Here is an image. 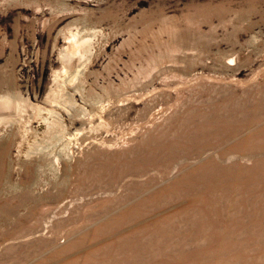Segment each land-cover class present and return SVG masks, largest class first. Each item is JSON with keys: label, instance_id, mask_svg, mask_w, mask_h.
Returning a JSON list of instances; mask_svg holds the SVG:
<instances>
[{"label": "rangeland", "instance_id": "374dc122", "mask_svg": "<svg viewBox=\"0 0 264 264\" xmlns=\"http://www.w3.org/2000/svg\"><path fill=\"white\" fill-rule=\"evenodd\" d=\"M0 264H264V0H0Z\"/></svg>", "mask_w": 264, "mask_h": 264}]
</instances>
